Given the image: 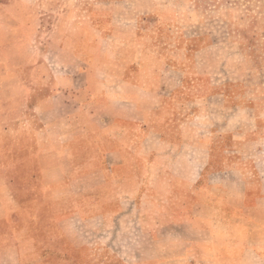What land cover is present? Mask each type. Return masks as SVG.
I'll return each mask as SVG.
<instances>
[{
	"label": "crops",
	"instance_id": "crops-1",
	"mask_svg": "<svg viewBox=\"0 0 264 264\" xmlns=\"http://www.w3.org/2000/svg\"><path fill=\"white\" fill-rule=\"evenodd\" d=\"M22 1L29 2H0V87L18 78L30 90L26 105L37 98L34 151L40 177L63 180L68 193L94 194L78 204L79 214L90 221L115 219L116 230L125 216L170 218L159 235L156 229L148 234L152 243L180 245L171 261L264 264V240H250L264 229L250 233L248 227L254 214L264 216V195L248 201L246 167L234 165L244 136L234 107L211 97L212 108L206 109L202 92L176 93L199 68L157 71L127 60L113 70L94 57L86 66L49 68L32 45L36 4ZM79 75L85 77L82 84ZM219 157L224 165H216ZM147 202L152 209L145 212ZM224 209L236 211L235 220L222 221ZM31 242L25 237L0 246V264H29ZM254 252L257 257H249ZM36 259L40 264L39 255Z\"/></svg>",
	"mask_w": 264,
	"mask_h": 264
},
{
	"label": "rangeland",
	"instance_id": "rangeland-1",
	"mask_svg": "<svg viewBox=\"0 0 264 264\" xmlns=\"http://www.w3.org/2000/svg\"><path fill=\"white\" fill-rule=\"evenodd\" d=\"M22 2L36 4L38 34L32 45L49 68L86 66L90 57L113 70L127 60L157 71L175 67L194 72L198 67L199 75H189L177 95L202 92L206 109L212 108L211 97L234 107L244 134L234 165L246 167L248 201L264 195V0ZM77 80L82 84L85 77ZM20 81L0 87V246L30 237L29 264H38L37 255L40 264H185L171 261L181 251L176 241L152 243L148 234L156 229L159 235L170 218L125 216L116 230L115 219L90 221L79 214L78 204L94 194L68 193L63 180L50 183L53 178L40 177L34 151L37 98L27 106L30 90ZM222 163L219 157L216 165ZM155 191L165 193L161 186ZM149 203L145 212L152 209ZM224 212L222 221L235 220L236 211ZM252 221L242 224L250 233L264 229V216L254 214ZM251 236L252 242L264 240L260 232ZM254 256L256 252L249 254Z\"/></svg>",
	"mask_w": 264,
	"mask_h": 264
}]
</instances>
